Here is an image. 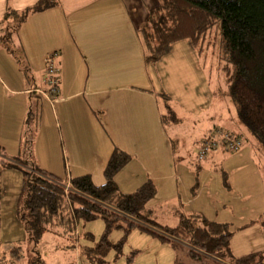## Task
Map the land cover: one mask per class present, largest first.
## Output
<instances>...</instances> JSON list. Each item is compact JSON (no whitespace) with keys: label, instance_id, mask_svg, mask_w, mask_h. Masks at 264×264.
<instances>
[{"label":"crops","instance_id":"0c3cea01","mask_svg":"<svg viewBox=\"0 0 264 264\" xmlns=\"http://www.w3.org/2000/svg\"><path fill=\"white\" fill-rule=\"evenodd\" d=\"M36 1L0 0V21L7 9L21 11ZM157 5L158 0H60L58 7L30 16L17 34L19 59L25 67L19 63V90L9 93L0 81V147L4 153L19 151L24 158L29 154L28 167L38 166L56 179L63 170L65 183L90 175L95 185H101L105 164L117 148L132 157L115 176L121 192H132L148 180L157 187V197L158 192H174L190 166L178 162L182 159L175 157L161 123L164 108L157 94L164 89H148L145 74L151 65L145 64L137 33ZM55 52L59 94L51 103L41 94L44 87L37 89L42 105L34 111L25 70L38 67L44 72L45 58ZM6 59L11 61L1 50V72H10L2 62ZM46 114L52 121L50 128H46ZM152 141L158 146L153 148ZM218 151L200 161L203 164L197 162V167L212 168L213 162L207 161L216 158ZM22 185L19 170H0L1 247L26 238L17 213ZM78 258L75 254L69 264Z\"/></svg>","mask_w":264,"mask_h":264},{"label":"trees","instance_id":"16d2710c","mask_svg":"<svg viewBox=\"0 0 264 264\" xmlns=\"http://www.w3.org/2000/svg\"><path fill=\"white\" fill-rule=\"evenodd\" d=\"M59 4L60 0H37L21 11L7 9L0 25L9 30L0 41L18 34L30 16ZM217 25L221 43L219 71L242 121L258 134L264 145V0H158L146 22L137 29L145 64L157 63L182 41L201 53L205 36ZM7 51L10 53L8 48ZM157 96L164 108L161 123L177 122L168 96L164 93ZM131 160L130 155L115 148L103 169V184L95 185L90 175H83L72 178L66 189L63 181L44 174L36 166L25 168V162L7 157L0 147V170L17 169L23 176L17 213L26 238L15 243L9 259L19 261L21 246L37 247L45 233L61 238L66 249L74 250L80 223L99 219L105 224L101 239L95 247H83L91 263L102 262L109 248L107 236L114 229H123L128 234L134 228L150 230L142 226L148 225L166 235L158 234L162 241L185 245L189 258L197 264H264V251L239 257L234 254L231 224L208 221L199 214H180L174 228L149 220L146 208L156 196L154 183L148 180L128 194L121 193L115 183L116 174ZM1 197L0 193V207ZM37 255L27 264H44ZM9 259L0 252V264H9Z\"/></svg>","mask_w":264,"mask_h":264},{"label":"rangeland","instance_id":"374dc122","mask_svg":"<svg viewBox=\"0 0 264 264\" xmlns=\"http://www.w3.org/2000/svg\"><path fill=\"white\" fill-rule=\"evenodd\" d=\"M3 27L0 25V36L8 33L6 30L9 29ZM0 42V51H5L11 58V61L2 60L10 72H6V69L0 71V81L10 93L19 90V63L21 68H25L19 59V35ZM220 48V28L217 25L205 36L201 53L193 51L182 41L146 70L145 81L150 84L148 89H164L160 94L168 96L178 120L162 124L170 136L174 155L182 159L178 162L192 168V171L186 170L183 182L174 192H158V197L155 196L147 205L146 215L149 220L169 227L178 225L180 214H199L208 221L230 223L233 232L231 247L239 257L264 251V145L258 134L244 124L231 101L228 86L219 71ZM1 55L3 57V53ZM25 71L30 80L29 104L35 111L42 105L38 94L40 89H45L44 83H41L45 74L38 67ZM31 94L37 96L32 97ZM51 124V118L46 114V128H50ZM212 125L224 133L241 137L243 147L238 153L218 151L221 153L216 158L209 157L207 161L209 164L213 162V167L200 169L196 164L200 162L197 160L198 146ZM153 141L154 148L158 145ZM5 155L25 163L29 161V154L24 158L22 153L19 156V151H6ZM60 174L57 179L65 183L64 171ZM189 179L190 184L186 183ZM122 225L126 227L127 224ZM142 226L150 230L134 228L124 234L123 229H114L107 236L109 248L101 263H91L83 251V247H95L101 239L105 224L99 219L80 223L74 250L66 249V242L61 238L45 233L37 247L21 246L19 261L8 257L15 245H2L0 252L9 259V264H27L36 254L40 255L44 264H69L75 254H78L80 264H197L189 258L185 245L175 241L164 242L158 236L164 233L148 225ZM75 262L76 259L73 260Z\"/></svg>","mask_w":264,"mask_h":264},{"label":"built area","instance_id":"2783aa9c","mask_svg":"<svg viewBox=\"0 0 264 264\" xmlns=\"http://www.w3.org/2000/svg\"><path fill=\"white\" fill-rule=\"evenodd\" d=\"M57 53H52L45 58L44 64V80L45 85L42 95L53 103L56 101L59 94L60 85V70L57 61ZM243 147V142L240 138H237L233 134L223 132L219 128H214L210 134L204 138L198 149L197 160L203 161L212 151L222 150L227 153H238ZM67 183L66 189L69 188ZM74 264H80L78 260Z\"/></svg>","mask_w":264,"mask_h":264}]
</instances>
